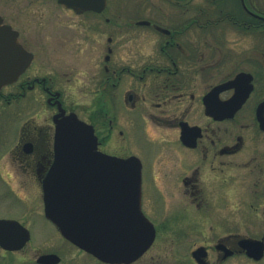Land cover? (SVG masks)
Segmentation results:
<instances>
[{
	"label": "flooded vegetation",
	"instance_id": "flooded-vegetation-1",
	"mask_svg": "<svg viewBox=\"0 0 264 264\" xmlns=\"http://www.w3.org/2000/svg\"><path fill=\"white\" fill-rule=\"evenodd\" d=\"M0 15L33 55L0 92L21 123L0 152L7 194L35 187L44 207L56 122L75 113L102 154L141 162L142 192L149 174L187 235L216 240L191 254L264 262L243 243L264 246V0H0ZM21 16L38 20L37 39Z\"/></svg>",
	"mask_w": 264,
	"mask_h": 264
},
{
	"label": "water",
	"instance_id": "water-1",
	"mask_svg": "<svg viewBox=\"0 0 264 264\" xmlns=\"http://www.w3.org/2000/svg\"><path fill=\"white\" fill-rule=\"evenodd\" d=\"M18 36L0 16V90L31 64L32 55ZM56 123V160L43 186L46 218L65 239L103 263L136 262L156 239L155 226L141 209V163L100 153L94 128L75 114ZM120 171H124V183L119 181ZM30 239L29 230L19 221L0 219L1 249L21 251ZM243 243L250 257H263V245ZM192 256L198 264H209L205 247ZM36 262L60 264L61 258L42 254Z\"/></svg>",
	"mask_w": 264,
	"mask_h": 264
},
{
	"label": "rangeland",
	"instance_id": "rangeland-1",
	"mask_svg": "<svg viewBox=\"0 0 264 264\" xmlns=\"http://www.w3.org/2000/svg\"><path fill=\"white\" fill-rule=\"evenodd\" d=\"M3 17L7 19L6 15ZM20 21L17 23L23 26L19 27L22 35L24 37L30 35L37 39L38 20L21 16ZM78 100L80 106H86L90 101L87 97H80ZM16 117L14 112L13 119L11 118L9 106L0 105V152L14 149L17 144L21 123ZM4 143H7V146H1ZM147 175V183L143 189L144 211L154 223L157 222L161 234L153 247L139 261L132 264H196L191 257L192 250L204 243L214 246L216 240L198 239L194 233L187 235L188 226L183 218L182 207L178 205V208H165L163 197L159 190L151 185L150 176ZM36 191L35 187H29L28 192H22L21 196L24 197L22 201L16 193L7 194L0 181V218L17 219L31 231V241L22 251L9 253L0 249V264H37L38 257L46 253L59 255L60 264H106L62 237L46 219L41 192ZM163 193L167 197V191L164 190ZM155 217H158L157 221ZM229 264L251 263L236 259Z\"/></svg>",
	"mask_w": 264,
	"mask_h": 264
}]
</instances>
